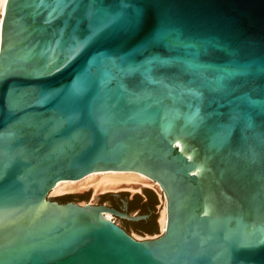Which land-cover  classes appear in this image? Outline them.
Segmentation results:
<instances>
[{"label": "water", "instance_id": "95a60500", "mask_svg": "<svg viewBox=\"0 0 264 264\" xmlns=\"http://www.w3.org/2000/svg\"><path fill=\"white\" fill-rule=\"evenodd\" d=\"M0 264H264V0H7Z\"/></svg>", "mask_w": 264, "mask_h": 264}, {"label": "bare ground", "instance_id": "6f19581e", "mask_svg": "<svg viewBox=\"0 0 264 264\" xmlns=\"http://www.w3.org/2000/svg\"><path fill=\"white\" fill-rule=\"evenodd\" d=\"M7 0H0V29L2 14ZM141 187H152L156 188L161 192L159 185L136 171H96L90 172L86 176L77 180H60L53 188L49 191L47 197L52 195H63L73 192H82L88 188H91L94 195L105 193V192H119V191H130L131 193L140 192ZM162 193V192H161ZM163 201V207L161 209L160 217L158 218V224L160 233L165 231L166 227V201L161 195ZM85 203L80 202V205ZM91 204V203H89ZM159 214V213H158ZM104 218L112 219L111 213H104ZM136 239V238H135Z\"/></svg>", "mask_w": 264, "mask_h": 264}, {"label": "rangeland", "instance_id": "374dc122", "mask_svg": "<svg viewBox=\"0 0 264 264\" xmlns=\"http://www.w3.org/2000/svg\"><path fill=\"white\" fill-rule=\"evenodd\" d=\"M147 188H149V189L155 194L156 199H157V201H158V204H157V206L155 207V209L158 210V213H159V214H157V217H156V219L158 220V217H160L161 209H162V207H163V201H161V199H162V197H161L162 193H161L160 191H158L156 188H152V187H147ZM82 192H83V191H82ZM126 192H128V195L133 194V193H131L130 191H126ZM73 193H80V192H73ZM113 193H115V192H113ZM137 193L139 194L140 192H137ZM69 194H71V193H69ZM54 196H57V195H52V194H50V197H54ZM58 196H59V195H58ZM94 196H95V195H94V192H93V190H92V193H90L89 198H88V200H87V203H91V200L93 199ZM77 202H79V201H77ZM81 202H82V203H85V202L82 201V200H81ZM112 216H113V215H112ZM112 219H113L117 224H120V225H122L123 227H125V228L127 229V231L129 232V235H131L134 239L136 238V240H147V239H152V238L157 237L158 234H160V232H158V234H156V235H152V236H150V235H148V234H144L143 236H140V235L134 233V232L131 230V228H130L127 224H125L124 222H122V221H121L120 219H118L117 217H112ZM157 222H158V221H157ZM157 224H158V223H157ZM157 228H158V231H160L159 225H157Z\"/></svg>", "mask_w": 264, "mask_h": 264}, {"label": "flooded vegetation", "instance_id": "af4514ba", "mask_svg": "<svg viewBox=\"0 0 264 264\" xmlns=\"http://www.w3.org/2000/svg\"><path fill=\"white\" fill-rule=\"evenodd\" d=\"M132 195V194H131ZM131 195H128L127 196V199L128 200H131ZM157 206V204H155L154 205V208ZM112 217H115V216H112ZM158 220L156 219V224L158 223L157 222ZM126 233H128L129 234V232L127 231V229L125 228V227H123L122 225H120V224H118ZM144 234H147V233H144ZM156 234H158V233H156ZM156 234H151L150 236H152V235H156Z\"/></svg>", "mask_w": 264, "mask_h": 264}, {"label": "trees", "instance_id": "16d2710c", "mask_svg": "<svg viewBox=\"0 0 264 264\" xmlns=\"http://www.w3.org/2000/svg\"><path fill=\"white\" fill-rule=\"evenodd\" d=\"M159 218V217H158Z\"/></svg>", "mask_w": 264, "mask_h": 264}]
</instances>
